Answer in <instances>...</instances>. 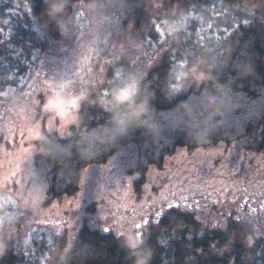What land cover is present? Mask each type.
<instances>
[{
    "label": "trees",
    "instance_id": "trees-1",
    "mask_svg": "<svg viewBox=\"0 0 264 264\" xmlns=\"http://www.w3.org/2000/svg\"><path fill=\"white\" fill-rule=\"evenodd\" d=\"M94 1L100 0H0V102L21 97L40 73L62 39V11L70 14L76 4ZM122 1L129 32L119 37L120 46L103 38L94 46L93 61L106 62L103 78L81 105L77 125L66 138L43 133L36 143L50 165V202L76 196L88 167L107 163L130 143L138 148L142 179L137 186L150 167L161 169L179 148L242 141L247 150L264 156L261 0ZM217 10L221 25H234L212 45L221 48V59L205 62L202 76H194L200 60L191 56L185 64L177 57L203 49L189 41L160 42L152 22L166 30L173 19ZM229 14L235 21L225 22ZM80 22L77 34L91 25ZM27 232L3 242L0 264H264V227L255 231L245 220L229 219L224 230L206 229L193 214L178 209L151 225L136 247L83 226L67 254L64 237L57 256L44 263L42 251L32 263L24 257Z\"/></svg>",
    "mask_w": 264,
    "mask_h": 264
},
{
    "label": "rangeland",
    "instance_id": "rangeland-1",
    "mask_svg": "<svg viewBox=\"0 0 264 264\" xmlns=\"http://www.w3.org/2000/svg\"><path fill=\"white\" fill-rule=\"evenodd\" d=\"M261 5L264 10V0ZM124 6L122 0H100L78 3L70 14L62 11V39L54 44L40 73L21 97L0 102V248L3 242L17 239L27 229L22 242L27 248L24 257L30 263L40 251V262L56 257L64 237V255L67 254L83 226L113 234L136 247L147 236L149 227L172 209L199 217L198 222L206 229L224 230L229 219L245 220L255 231L264 227V156L247 150L242 141L195 150L179 148L161 169L150 167L146 180L138 186L142 179L137 171L138 148L130 143L107 163L88 167L76 196L50 202V165L36 143L43 133L66 138L77 125L81 105L103 78L106 62L93 61L94 46L102 38L106 44L120 46L119 37L129 32L124 28ZM201 15L173 19L170 28L160 26L162 36L157 33L160 42L189 41L196 49H203L198 54L182 51L177 57L185 64L191 56L202 60L194 73L198 77L202 76L205 62L217 63L221 59V48L217 50L212 45L226 38L228 28L234 25H221L218 10ZM260 16L264 23V13ZM230 18L236 19L229 14L225 22ZM81 20L91 25L87 32L77 34L75 28ZM153 46L157 49L159 43ZM169 201L180 203L181 208L167 209ZM162 207L165 210L156 217L154 213ZM148 216L141 237L136 225Z\"/></svg>",
    "mask_w": 264,
    "mask_h": 264
},
{
    "label": "snow or ice",
    "instance_id": "snow-or-ice-1",
    "mask_svg": "<svg viewBox=\"0 0 264 264\" xmlns=\"http://www.w3.org/2000/svg\"><path fill=\"white\" fill-rule=\"evenodd\" d=\"M152 23H153V25L155 26V29H156V32L158 33V35H159V36H162L163 33H162L161 29H160L159 22L156 21V20H153ZM244 23H248V21L245 20ZM225 31H227V29H226ZM150 42H152V41H150ZM105 94H106V93H105ZM37 107H39V98H38V100H37ZM41 127H43V121H41ZM24 140H25L24 134L21 133V134H20V141H21V143H23ZM11 141L13 142V144L16 143V137H13ZM186 153H187V152H186ZM173 207L181 208V204H180V203H173V202H170V201L167 202V207H166L167 209H171V208H173ZM184 207H185V208H188L187 205H185ZM245 207H247V205H245ZM261 208H264V205H261ZM164 210H165V208L162 207L161 209L157 210V211L154 213V215H155L156 217H159V216L162 214V212H163ZM141 219H142V223H138V224L136 225V229H137V231H138V235H140V236L142 237V236H143V231H142V229L148 224V222H149V216L146 217V218H143V217H142ZM197 219H199V217H197ZM107 230H110V229H106V231H107Z\"/></svg>",
    "mask_w": 264,
    "mask_h": 264
},
{
    "label": "clouds",
    "instance_id": "clouds-1",
    "mask_svg": "<svg viewBox=\"0 0 264 264\" xmlns=\"http://www.w3.org/2000/svg\"><path fill=\"white\" fill-rule=\"evenodd\" d=\"M122 98V97H121Z\"/></svg>",
    "mask_w": 264,
    "mask_h": 264
}]
</instances>
